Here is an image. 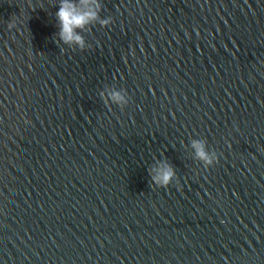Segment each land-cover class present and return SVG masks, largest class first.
Here are the masks:
<instances>
[{
	"label": "water",
	"instance_id": "1",
	"mask_svg": "<svg viewBox=\"0 0 264 264\" xmlns=\"http://www.w3.org/2000/svg\"><path fill=\"white\" fill-rule=\"evenodd\" d=\"M59 2L0 0V264H264V0Z\"/></svg>",
	"mask_w": 264,
	"mask_h": 264
},
{
	"label": "clouds",
	"instance_id": "2",
	"mask_svg": "<svg viewBox=\"0 0 264 264\" xmlns=\"http://www.w3.org/2000/svg\"><path fill=\"white\" fill-rule=\"evenodd\" d=\"M102 5L100 0H60L59 10L56 12L58 20V41L71 48L78 47L81 51L91 45L86 44L82 32L87 31L90 25L97 22L102 27L109 26L113 21L111 17L100 18ZM8 29L15 27V21L7 25ZM103 96V93H101ZM107 99L118 106L128 101L120 91H111L107 95ZM191 147L195 150V159L202 162L203 166L208 169L218 163V155L215 151H209L204 141L193 139ZM151 181L155 186L167 187L176 178V172L171 164L162 161L157 167L149 170Z\"/></svg>",
	"mask_w": 264,
	"mask_h": 264
}]
</instances>
